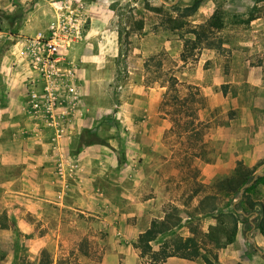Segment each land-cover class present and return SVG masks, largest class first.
Wrapping results in <instances>:
<instances>
[{
  "label": "rangeland",
  "instance_id": "obj_1",
  "mask_svg": "<svg viewBox=\"0 0 264 264\" xmlns=\"http://www.w3.org/2000/svg\"><path fill=\"white\" fill-rule=\"evenodd\" d=\"M54 32L59 47L51 53L43 44ZM35 52L49 66L35 68ZM263 61L264 0H0V81L28 95L30 84L34 92L49 85L38 120L50 129V154L57 162L63 142H71L70 159L96 145L90 168L107 178L80 180V192L73 174L55 173L52 202L37 200L34 218L30 148H14L26 162L17 167L28 169L0 186V264H149L137 238L173 206L181 222L154 248L171 236L196 237L214 264H264V234L251 225L257 213L239 211L237 232L223 246L206 237L232 200L221 182L236 168L264 173V142L254 146L257 161L254 150L247 161L242 155L253 128L239 107L250 106L252 85L238 80ZM250 197L264 206V182Z\"/></svg>",
  "mask_w": 264,
  "mask_h": 264
},
{
  "label": "crops",
  "instance_id": "obj_2",
  "mask_svg": "<svg viewBox=\"0 0 264 264\" xmlns=\"http://www.w3.org/2000/svg\"><path fill=\"white\" fill-rule=\"evenodd\" d=\"M240 77L238 79L240 82H248L252 85L250 106L239 107L241 115L244 116L242 120L244 122L250 121L253 128L250 137L251 149L242 155L247 161L248 156H252L254 150L256 154L252 159L257 161L258 159L255 157L260 156L261 152L254 149V146L256 142H264V61L251 66L248 78ZM15 87L13 80L0 81V186H6L8 180L15 178L18 169L21 172L23 171L22 174L28 169L27 165V167H17L18 163L26 162H20V159L19 161L16 159L14 148L24 145L30 148V201H34L30 213L36 218L40 212L37 206L40 203L37 200L43 201V205L52 202L51 196H49V190L52 188L49 187L48 180L55 177V173L57 178L60 179L68 174H73L76 179H79L77 184L80 192H82V182L80 183V180L86 178L90 183H93L96 180L107 178L104 174L95 173L90 168L92 162L96 161L94 159L99 158L96 145L81 149L79 153H75L70 159L66 157L65 151L67 152V146H70L71 142H63L64 152L60 153L58 151L56 162V156L50 154L48 150L50 129L45 128L38 120L39 116L46 115L45 108L36 109L34 107L35 101L30 98L26 88L18 90ZM36 87L30 84V92H34L33 89ZM40 103H43L42 99H40ZM76 125L77 131H82V124L76 122ZM77 162L89 166L86 165V168L81 167L80 170H77L79 168ZM107 183L105 181V184ZM107 187L112 191L113 188L121 191V186H115L111 182L108 183ZM9 190L11 191V189ZM63 191L65 192L64 186H61V190L58 192V202H60ZM108 194L109 197L117 196L112 193ZM53 203H57V201L53 200ZM63 207L67 206L63 204ZM60 211H63V208H60Z\"/></svg>",
  "mask_w": 264,
  "mask_h": 264
},
{
  "label": "trees",
  "instance_id": "obj_3",
  "mask_svg": "<svg viewBox=\"0 0 264 264\" xmlns=\"http://www.w3.org/2000/svg\"><path fill=\"white\" fill-rule=\"evenodd\" d=\"M199 0H195L197 3ZM181 27V24L178 25ZM198 95V92L195 94ZM196 102H203V97L195 98ZM198 109V108H197ZM196 110L192 113L195 115ZM193 126L194 122H191ZM196 135H201L202 130L193 127ZM254 180V176L250 172H245L241 168H236L234 174L224 179L220 184L221 193L229 200L227 209L222 211L217 216V223L211 226L210 231L206 237L214 241L215 245L223 246L230 242L235 236L240 218L238 212L242 211L243 215H250L257 213L253 219V224L261 234H264V206L253 200L250 197V190L259 182H264V176L257 177L250 187H245ZM245 187L243 194L241 189ZM237 199V201H235ZM232 205V207H231ZM219 208L213 206L210 211H218ZM178 208L173 206L170 212L161 220H153L149 228L140 233L136 248L140 250L142 258L148 259L149 264H160L172 257H179L182 259H203L206 264H214L213 261L204 253H202V242L196 237L183 238L181 236H171L163 241L162 245L156 249L154 244L165 234L170 235L171 232L180 224L181 218L178 215ZM241 216V215H240Z\"/></svg>",
  "mask_w": 264,
  "mask_h": 264
},
{
  "label": "built area",
  "instance_id": "obj_4",
  "mask_svg": "<svg viewBox=\"0 0 264 264\" xmlns=\"http://www.w3.org/2000/svg\"><path fill=\"white\" fill-rule=\"evenodd\" d=\"M58 34L57 32H54V37H52L53 43L50 42H46L43 44V50H48L51 53H54V51H56L59 47V40H58ZM33 51H36L34 47H32ZM49 61L50 58H46V56L44 55H39L38 53H34L33 54V62L35 63L34 67L36 68L37 66L39 67H46L49 66ZM44 70V69H42ZM46 73V72H45ZM46 75V74H45ZM47 76V75H46ZM49 95L52 96V91H51V87L49 85H45L43 87V91L42 92H32L30 94V98L33 99L35 101L34 107L36 109H40L42 107H44L45 105V99L46 97L48 98ZM40 99L43 100V103H40Z\"/></svg>",
  "mask_w": 264,
  "mask_h": 264
},
{
  "label": "water",
  "instance_id": "obj_5",
  "mask_svg": "<svg viewBox=\"0 0 264 264\" xmlns=\"http://www.w3.org/2000/svg\"><path fill=\"white\" fill-rule=\"evenodd\" d=\"M163 1H164L165 3H167V4H169V5L172 6V5H174V4L176 3L177 0H175L174 2H167L166 0H163ZM263 175H264V173H257L256 176L254 177V180H253L251 183H253V182L256 180V178H257L258 176H263ZM245 187H247V186H245ZM245 187H243V188L241 189V194H243ZM240 213L243 214L242 211H240Z\"/></svg>",
  "mask_w": 264,
  "mask_h": 264
},
{
  "label": "bare ground",
  "instance_id": "obj_6",
  "mask_svg": "<svg viewBox=\"0 0 264 264\" xmlns=\"http://www.w3.org/2000/svg\"><path fill=\"white\" fill-rule=\"evenodd\" d=\"M56 9H58V10H62L63 7H62V5L60 4Z\"/></svg>",
  "mask_w": 264,
  "mask_h": 264
}]
</instances>
